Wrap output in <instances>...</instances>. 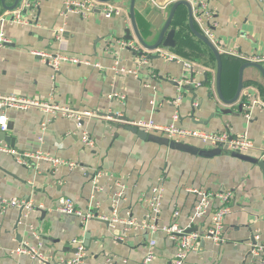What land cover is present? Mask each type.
<instances>
[{
  "label": "crops",
  "instance_id": "0c3cea01",
  "mask_svg": "<svg viewBox=\"0 0 264 264\" xmlns=\"http://www.w3.org/2000/svg\"><path fill=\"white\" fill-rule=\"evenodd\" d=\"M174 1L134 0L136 25L148 43L155 40ZM188 1L193 16L200 3L207 4L214 12L212 32L222 48L239 54L220 51L222 91L225 98H230L236 88L239 65L244 62L240 55L264 56V3L260 0ZM13 2L4 0L6 6ZM62 3L63 0H38L36 20L32 23L0 24L10 39L0 50V94L51 97L61 105L93 110L96 115L83 118L78 130L73 120L45 116L37 109L6 110L3 131L14 141L2 142L20 151L41 150L73 160L78 166L75 169L60 166L54 170L44 161H31L24 166L0 151V194L30 199L35 204L29 213L23 210L20 218L19 208L0 210V264H67L73 253L70 240L77 237L84 242L86 236L85 264H103L106 258H111L112 264H141L151 238L156 242L151 264H170L176 246L162 232L152 234L122 223L108 224L99 217L82 223L77 216L56 210L65 198H70L78 209L92 210L98 216L110 217L115 212L121 218L147 220L151 190L160 183L161 177L163 192L156 220L160 225L175 222L181 227L202 231L210 224L218 202H211L203 216L192 220L200 196L191 189L233 192L230 211L224 218V241L219 245L208 239L199 241L183 264L252 262L255 259L251 254L252 240L257 245L264 243L261 168L233 155L227 148L222 147L215 155L205 154L206 150L217 148L205 146L196 138L174 144L162 133L150 131L148 134L153 138L143 140L126 130L123 127L126 123L106 116L121 114L128 120L152 119L158 124H167L176 110L171 102L181 91L177 125L202 132L245 133L261 147L264 146V106L254 102L264 104L261 73L254 68L243 71L241 96L250 95L253 102L250 117L246 119L243 112H238L237 104L225 105L217 99L216 59L191 32L183 5L177 7L169 27L175 29L176 46L162 47L174 59L165 60L141 46L147 63L137 65L134 53L119 49L116 43L125 38V28H130L135 38L129 17L131 0L105 2L121 9L120 14L110 17L99 11L88 17L75 13L61 16ZM14 9L4 7L0 0V17L10 16ZM60 26L64 27L63 38L56 41L54 32ZM195 26L199 30L196 23ZM33 50L61 51L80 56L89 64L64 62L55 72L33 55ZM115 59L126 71L132 72L115 74L112 69ZM204 73L207 79L203 83ZM251 78L255 81L250 82ZM180 79H186V83L178 88L176 81ZM196 82L202 83L201 86ZM112 92L123 94L124 99L110 98ZM223 108L230 109L231 113L223 114L220 112ZM81 132L92 138V147L81 141ZM188 146L196 148L195 151L185 149ZM243 155L264 161V154L258 150ZM24 242L35 247L45 260L10 253Z\"/></svg>",
  "mask_w": 264,
  "mask_h": 264
},
{
  "label": "built area",
  "instance_id": "2783aa9c",
  "mask_svg": "<svg viewBox=\"0 0 264 264\" xmlns=\"http://www.w3.org/2000/svg\"><path fill=\"white\" fill-rule=\"evenodd\" d=\"M264 3V0H260ZM38 6V0H23L14 10L10 13V16H1L0 24L4 23H16V24H30L36 20V8ZM95 11H99L103 16L110 17L112 14H120L121 9L116 5H111L109 3L98 2L97 0H63L62 8L60 11L61 16H65L69 13L80 14L81 16L88 17ZM213 14L214 12L208 9L206 3H200L198 7V12L194 16V21L197 24L199 30L213 42L214 45L219 49V51L226 54H237L235 50H226L222 48L220 41L217 40L214 35L213 26ZM64 27H58L54 32V38L56 41H60L63 38ZM10 43V39L6 35L5 31L0 28V50L7 44ZM119 49H130L135 57H137V65H144L147 63V56L142 52V47L136 38L126 39L120 38L116 41ZM161 58L171 61L174 56L166 51L162 47H157L153 50ZM33 55H36L40 60L46 63L50 68L57 72L62 63L69 62L72 64H89V62L80 56L67 54L61 51L54 53L43 52V51H31ZM116 53H114L115 55ZM243 60L248 61H264V56H243L240 55ZM98 66V64H94ZM115 74L127 73L132 71H126L125 68L119 64V61L115 59L114 66L112 67ZM136 73V70H133ZM188 82V81H187ZM178 88L186 83V79H180L176 81ZM197 86L200 82H196ZM180 90V89H179ZM110 98L124 99V95L112 92L109 95ZM182 94L181 91L178 92L177 96L171 102L176 110L172 115V120L167 124H158L152 119L147 120H128L123 119L121 114H117L115 117L107 115L106 118L109 120H116L124 122L126 124L136 126L143 129L145 132L157 131L162 133L169 139L176 142H185L191 138L199 139L205 146L211 148L226 147L228 150L236 153H247L252 150H258L264 154V146L258 147L255 145L253 140H251L245 133L243 134H232L228 130L221 132H202L194 129H189L177 125L178 121V111L177 108L181 102ZM259 106L263 107L264 104L257 100ZM253 102L243 103V117L248 119L250 117V110L252 108ZM16 109V110H27V109H37L41 111L45 116L56 117L62 116L66 119L73 120L75 122V127L79 130L82 127V120L85 117H92L96 114L93 110H78L67 105H61L56 102L53 98L42 99L36 96H25L20 94H0V130L6 129V110ZM80 139L84 145L92 147L93 140L86 132H81ZM0 151L5 152L15 158L16 162L21 165H29L31 161L38 162L44 161L51 165V167L56 170L60 166H67L69 169H75L78 163L44 153L41 150L35 151H20L8 146L4 142H0ZM163 177L160 178V183L151 190V197L149 199L150 214L147 220L137 221L133 218H121L113 212L109 216H98L92 210H80L78 209L74 202L70 198H65L63 202L56 208V210L62 214L75 215L81 219L82 223L94 218H101L102 220L108 222V224L122 223L125 227H132L135 229L148 230L150 233L162 232L166 235L168 240L175 243L176 253L172 258L170 264H183L187 254L191 251H195L199 241L201 240H211L217 245L221 244L224 239L222 237V229L224 226V218L226 214L230 211V202L233 198V192L230 189H221L219 191H202L197 189H191V191L196 192L199 196V202L194 207V214L192 215V220L203 216L209 209L210 203L213 201L218 202V206L211 213L210 224L202 231H187L188 227H181L175 222L170 224H158L157 216L160 212L161 196L163 192V186L161 181ZM97 189V188H96ZM16 207L29 213L35 204L30 199L8 197L0 194V210L4 211L7 208ZM177 214V213H175ZM155 240L153 238L149 239L146 246L145 255L142 258L141 264H151L155 258ZM70 244L73 246L72 257L67 260V264H85V253L86 248L82 239L72 238ZM11 254H25L31 258L39 257L42 260L41 255L37 252V249L28 243L24 242L19 246L10 250ZM251 254L254 256V260L247 264H264V243L255 244L251 246ZM103 264H112L111 258H106Z\"/></svg>",
  "mask_w": 264,
  "mask_h": 264
},
{
  "label": "water",
  "instance_id": "95a60500",
  "mask_svg": "<svg viewBox=\"0 0 264 264\" xmlns=\"http://www.w3.org/2000/svg\"><path fill=\"white\" fill-rule=\"evenodd\" d=\"M19 1L20 0H14L12 5L6 6L4 4V0H1L3 6L7 7L8 9H14L16 6H18ZM99 1L108 2L109 0H99ZM180 5H183L187 10V20H188V24H189L191 32L211 50L212 54L214 55V57L216 59V76H215V80H214V91H215V95H216L217 99L225 105L237 104L238 112H243V103L244 102H246V103L250 102V95L245 94V95L241 96V94H242L241 92H242L243 87H244L243 71L246 68H254V69L258 70L264 78V65L262 64L263 61L257 62V61L244 60V62H242L238 68V78H237V84H236V88L234 90V94L230 98H225L223 95L222 85H221L222 55H221L220 51L218 50V48L216 47V45H214L211 40H209L200 30H198L196 28L194 16H193L192 5L190 4V2L188 0H175L174 2L171 3L170 10H169V13H168V16H167V19H166L164 25L162 26V28L158 32L155 40L153 42H149V43L142 38V36L140 35V33L138 31V28L136 25V20L134 17V9H133L134 0H131L129 17H130L131 28H132V31L134 32L135 38L138 40V42L141 44V46L148 51H153L154 49H156L159 46L165 47V48H174L176 46V40L174 39L175 29L169 28V27H170V24H171L172 19L174 17V14L176 12V9ZM124 31H125V38L126 39H132L133 38L130 28H125ZM192 76L193 75L190 74V78H192ZM204 76H205V78L203 80V83L207 79L206 73H204ZM254 81H255L254 78H251L250 82H254ZM201 84L202 83H200L199 86H201ZM190 85H192V79H190V82L188 84L189 89H190ZM220 112H222L223 114H228V113H231V110L228 108H223V109H220ZM123 119H126V118L124 117ZM123 127L126 130L136 134L139 138H141L143 140H145L147 138L150 139L152 137L150 134H148V132H145L143 129H140L136 126L124 124ZM153 140H155V139H153ZM170 140H171L170 141L171 143H174V144L176 143V141H174L172 139H170ZM0 141H5L6 143L12 144L14 140L12 137L5 135L4 131L0 130ZM221 148L222 147H218L217 149L206 150L204 153L208 154V155H215L221 151ZM223 148H226V147L224 146ZM185 149L194 152L196 148L188 146ZM232 154L239 156V157H241L245 160H248L250 162L256 163L261 168L263 175H264V161L263 160L248 158L247 156H245L241 153H236V152H233ZM22 213H23V210L19 209V218H20ZM195 229H196L195 227L189 228V229H187V231H195ZM202 241H204V240H201V242ZM83 243H84L85 247L88 246L87 236H86V240ZM252 245H255L254 240H252Z\"/></svg>",
  "mask_w": 264,
  "mask_h": 264
},
{
  "label": "rangeland",
  "instance_id": "374dc122",
  "mask_svg": "<svg viewBox=\"0 0 264 264\" xmlns=\"http://www.w3.org/2000/svg\"><path fill=\"white\" fill-rule=\"evenodd\" d=\"M169 139V138H168Z\"/></svg>",
  "mask_w": 264,
  "mask_h": 264
}]
</instances>
